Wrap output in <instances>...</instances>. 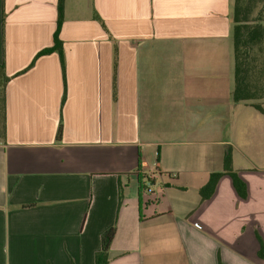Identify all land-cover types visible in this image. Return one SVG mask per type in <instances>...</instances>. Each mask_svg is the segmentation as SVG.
I'll use <instances>...</instances> for the list:
<instances>
[{"label":"crops","instance_id":"1","mask_svg":"<svg viewBox=\"0 0 264 264\" xmlns=\"http://www.w3.org/2000/svg\"><path fill=\"white\" fill-rule=\"evenodd\" d=\"M57 2L0 0V264H95L113 226L107 264H264L233 0H64L59 27ZM219 144L247 196L224 175L201 202Z\"/></svg>","mask_w":264,"mask_h":264},{"label":"trees","instance_id":"2","mask_svg":"<svg viewBox=\"0 0 264 264\" xmlns=\"http://www.w3.org/2000/svg\"><path fill=\"white\" fill-rule=\"evenodd\" d=\"M64 0L57 2V26L63 19ZM260 5V6H259ZM259 6V8H257ZM233 60H234V90L235 102L264 98V0H233ZM55 44L58 43L56 34ZM0 66V80H3ZM258 112L264 114L259 104H252ZM228 175L233 188L240 198H246V185L238 173L231 167V156L227 151L224 156L223 170L209 175L204 186L199 190L200 201L208 199L215 191L220 178ZM115 235V227H110L101 236V249L95 255V264L108 263V250ZM259 257L264 259V246L259 236Z\"/></svg>","mask_w":264,"mask_h":264},{"label":"rangeland","instance_id":"3","mask_svg":"<svg viewBox=\"0 0 264 264\" xmlns=\"http://www.w3.org/2000/svg\"><path fill=\"white\" fill-rule=\"evenodd\" d=\"M260 6V5H259ZM259 6L257 7V8H259ZM264 24V23H263ZM0 87H1V80H0ZM261 105H262V107L264 108V103H261ZM236 109V108H235ZM248 110V112L249 113H253L254 111H252V109L251 108H248L247 109ZM236 111L237 110H235V113H236ZM254 116H256V120H250L249 118L245 121V124H248V123H250V124H252V126L255 124L256 126H258V127H260L261 126V124L264 122V115H262V114H260L259 112H257V111H255L254 113ZM262 122V123H261ZM240 124H242V119L240 120V123H239V125ZM222 124H220L219 123V127L221 126ZM253 128H255V126H253ZM221 138H219V139H226V137H227V133L226 132H221V136H220ZM217 150L219 151V152H226V151H231L230 150V147H228L227 146V144H219L218 146H217ZM219 169H220V171H222L223 170V165H221V166H219ZM191 194V191L188 193V195H190Z\"/></svg>","mask_w":264,"mask_h":264},{"label":"built area","instance_id":"4","mask_svg":"<svg viewBox=\"0 0 264 264\" xmlns=\"http://www.w3.org/2000/svg\"><path fill=\"white\" fill-rule=\"evenodd\" d=\"M171 176H174V175H171ZM147 185L149 186L150 184L148 183V181H147Z\"/></svg>","mask_w":264,"mask_h":264}]
</instances>
